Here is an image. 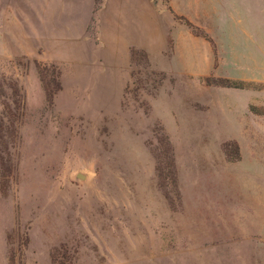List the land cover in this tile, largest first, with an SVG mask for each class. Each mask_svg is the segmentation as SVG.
Wrapping results in <instances>:
<instances>
[{"label":"rangeland","instance_id":"rangeland-1","mask_svg":"<svg viewBox=\"0 0 264 264\" xmlns=\"http://www.w3.org/2000/svg\"><path fill=\"white\" fill-rule=\"evenodd\" d=\"M0 264H264V0H0Z\"/></svg>","mask_w":264,"mask_h":264},{"label":"crops","instance_id":"crops-1","mask_svg":"<svg viewBox=\"0 0 264 264\" xmlns=\"http://www.w3.org/2000/svg\"><path fill=\"white\" fill-rule=\"evenodd\" d=\"M140 3L136 4L135 2L122 3L117 2L114 7H112L113 11H115L117 23L116 25H112L111 17L109 16L108 21V40H109V48L115 49L117 48L116 53L126 54L130 51V48L136 49H144L149 52V48L146 45V11L143 9V13L141 14V6ZM129 6V7H128ZM132 6L135 11V22L136 27L132 26L129 19V25H127L124 20L120 21V11H127V9L131 10ZM116 8V9H115ZM110 15V13H109ZM143 21V29H141L140 23ZM113 44V46H111ZM122 50V51H121Z\"/></svg>","mask_w":264,"mask_h":264},{"label":"trees","instance_id":"trees-1","mask_svg":"<svg viewBox=\"0 0 264 264\" xmlns=\"http://www.w3.org/2000/svg\"><path fill=\"white\" fill-rule=\"evenodd\" d=\"M133 54H135V50L131 49V56L133 57ZM227 87H238L237 84L228 85Z\"/></svg>","mask_w":264,"mask_h":264}]
</instances>
